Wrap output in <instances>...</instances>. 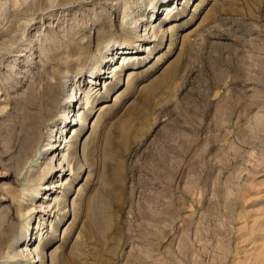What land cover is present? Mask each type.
Instances as JSON below:
<instances>
[{
	"label": "rangeland",
	"instance_id": "obj_1",
	"mask_svg": "<svg viewBox=\"0 0 264 264\" xmlns=\"http://www.w3.org/2000/svg\"><path fill=\"white\" fill-rule=\"evenodd\" d=\"M57 77L20 180L0 155V214L33 208L0 264H264V0H0V109ZM72 81L100 93L69 106ZM59 127L71 147L43 175ZM40 173L60 186L29 200Z\"/></svg>",
	"mask_w": 264,
	"mask_h": 264
},
{
	"label": "bare ground",
	"instance_id": "obj_2",
	"mask_svg": "<svg viewBox=\"0 0 264 264\" xmlns=\"http://www.w3.org/2000/svg\"><path fill=\"white\" fill-rule=\"evenodd\" d=\"M166 8H165L166 9L165 14L167 15V17L169 15L174 14V12H172L173 9H171V6L166 7ZM133 23H136V21H133ZM170 27H174V26L170 25L169 28ZM122 47L123 46H115V48H117L116 49L117 51L119 48H122ZM90 52H91V48H84L82 54H84L85 56H88ZM121 55H125L124 57L125 59H129V57L132 59L140 58L139 53H134L130 56L128 54L127 55L121 54ZM124 63H125V60L122 62L123 65L118 64V62L116 64H112L108 70V74H109L108 77H114L117 75L118 72L123 71L122 68H124L123 67ZM92 69H94V67ZM75 84L76 83L74 81H72L69 84V86L71 87V93L68 91L69 94L67 95L70 97L69 102H68L69 106H71L72 101L74 99H77V96H78V90L74 91ZM91 87H92L90 90L92 91L91 93L88 90V92L86 93L81 92L80 95L78 96V98L80 99L85 93L87 97L86 104L91 102L90 98L92 94L97 93L96 95H98L100 93V88L98 87V85L96 84L91 85ZM62 96H63V86L60 82L59 77H57L56 81H47L38 87L33 84L31 86L29 85L28 90L15 96V98L12 100L13 105L11 104L12 107L10 109H5V107L0 109V117L2 116V119H3L0 121V155H5L7 157V163L5 164L10 166L9 168H10L11 173H15L18 180H20L22 171L27 166L30 159L33 157L34 153L37 151L39 145L41 144L43 140L44 128L49 124V122L55 121L56 117L58 116V111L60 109ZM71 112H72V109H69V107L64 109L61 112L63 119H65V117L68 118ZM80 119L83 122L87 119V116H80L79 118H77V115H75L73 118V120L77 123H78V120ZM71 129L69 132H71ZM63 130H64V127H59L58 132L56 133V135H60L59 139L61 138L63 142L61 140V142L58 143V141L56 140V137L50 139V141L48 142V146L45 148V152L49 153V155H47V157L41 156L42 159L43 158L45 159L44 160L45 167H44L43 175L44 174L47 175L50 172L49 169L51 166H53L52 163L54 161V155H55L56 149H58L60 146L62 148L69 146L70 142L73 139L74 134L69 139L67 138L68 133L65 136H62ZM70 147L71 146H69V148ZM41 157H38V159H36L34 163L32 164V170L30 172V176H33V178H34V173H36L35 172L36 167L39 166L41 163ZM65 158H67V162H68L67 164L69 166V167L67 166L68 168L65 167V164H63L60 167V163H61L60 161H59V165L56 164L54 168H57L59 170L61 168H64V170L70 169V170H73V174H74L75 171L80 167L79 164L77 162H73L72 160H70V158L66 155H65ZM87 158H88L86 159L87 165H90L89 157ZM43 175L40 173L38 180L32 185L31 187L32 192L27 194L31 197L29 198V200H34L35 199L34 196H38L40 194L42 187H46L48 190H51L53 188L60 186L59 184H56V183H48V184L42 183L40 178H42ZM10 191H12V189H10ZM32 193L34 195H32ZM34 207H36V205H34ZM40 207L43 208L44 206L42 205ZM24 208H26L24 207V203L18 202V209L16 210V212H14L12 208H10L7 211V213L0 214V242L1 244L5 242L8 243V248H7L6 253L12 257H15L18 254H20V252L16 250V246H15L16 242L13 240L15 236L14 234L17 228L15 219H20L21 217L29 218L33 212L32 211L33 208H27L26 210H24ZM27 237L28 239H30L29 236ZM35 238L37 239L38 237H35ZM35 250L38 255L40 253V248L38 249V247H36ZM22 251L24 254L25 253L24 249H22ZM32 252L34 253L33 250ZM28 254H31V252Z\"/></svg>",
	"mask_w": 264,
	"mask_h": 264
}]
</instances>
